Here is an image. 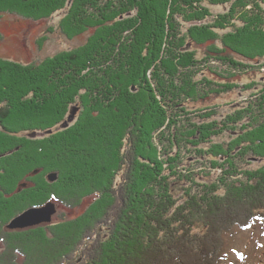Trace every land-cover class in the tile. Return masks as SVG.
<instances>
[{"label": "trees", "instance_id": "trees-1", "mask_svg": "<svg viewBox=\"0 0 264 264\" xmlns=\"http://www.w3.org/2000/svg\"><path fill=\"white\" fill-rule=\"evenodd\" d=\"M42 1L0 13L39 20L68 2ZM58 27L89 34L35 64L0 58V226L48 200L90 203L3 230L0 264H221L223 235L264 221V79L256 100L216 110L238 84L207 63L264 66V0H72ZM191 154L220 175L204 180Z\"/></svg>", "mask_w": 264, "mask_h": 264}, {"label": "rangeland", "instance_id": "rangeland-1", "mask_svg": "<svg viewBox=\"0 0 264 264\" xmlns=\"http://www.w3.org/2000/svg\"><path fill=\"white\" fill-rule=\"evenodd\" d=\"M71 2L72 0H68L66 8L54 13L48 18L39 20L26 18L10 12L0 13V58L13 60L24 64H35L55 55L58 52L71 50L83 45L86 42L89 31L69 38L65 33H62L63 30L61 31L58 27V24L65 16L68 6L71 4ZM226 7L227 6L225 5L213 6V11L222 12L226 9ZM237 60L242 65L237 66L236 68L229 66L225 62L217 60H211L207 63V65L215 71L213 74L214 77L229 81L230 78L226 77L227 73H234L235 83L238 84L236 87L238 89L237 92L234 91L232 94L222 96L221 98H214L213 101L206 105L207 107H216L218 105H223V108H225V106H229V108L238 107L241 104H244V100L250 101L256 100L258 98L261 84L257 85L256 82H258V80L262 81L264 79V77H262L264 72L263 64L260 65V62H250L241 57H239ZM246 86L250 87L247 88ZM195 106L197 107L201 105L199 104ZM215 109L217 110V107ZM225 114L223 118L225 117ZM78 115H76L77 117L75 116L71 123L76 121V118L79 117ZM61 124H63V122ZM69 126L70 124L64 127L62 125L61 128L66 129ZM3 132L15 136V134L8 131L3 130ZM40 132L38 131L28 133L24 131L22 133L28 137L37 138L45 134H41ZM47 132L51 133V130H48ZM16 135L19 134L17 133ZM190 156V158H187V162L190 161L191 164L194 165L193 170L195 172L204 171V173L202 172L203 176H205L204 174L208 173L207 175H209V177L202 176L204 180H215V178L220 175V169L211 168L210 163H208L206 159H197L195 158L196 155L193 154ZM242 167H244V164ZM55 203L57 212H55V214L52 216V221L50 223L43 224L60 223L63 219H74L78 217V215L88 206L90 199H83L80 205L76 208H68L60 201H55ZM8 223L9 221L7 224ZM7 224L5 226H0V229H2L0 230V247L3 242L6 246L10 244L7 243V241H3V238L7 239V235L3 230H11V228L7 227ZM18 229L23 230L22 228ZM20 234L22 235L23 233ZM5 245L2 246L3 249L6 247ZM16 250L18 249L13 250L14 253L17 252ZM32 253L35 255L36 251ZM221 254V264H264V221L256 220L251 224L246 225L245 228L237 226L233 228V230L226 232L223 235ZM35 256L36 257L33 258L31 264H41L39 258H37L39 255ZM23 259L24 257L19 256L17 261L23 264L20 262L23 261ZM66 264L68 263L66 262Z\"/></svg>", "mask_w": 264, "mask_h": 264}, {"label": "water", "instance_id": "water-1", "mask_svg": "<svg viewBox=\"0 0 264 264\" xmlns=\"http://www.w3.org/2000/svg\"><path fill=\"white\" fill-rule=\"evenodd\" d=\"M79 107L76 105L71 106L67 119L61 124L69 125L72 120H74ZM57 178L56 172H51L48 174L49 181H55ZM57 212L56 203L49 200L42 205L31 206L23 210L21 213L14 216L7 227L11 229H18V228H28L37 226L43 223H50L52 221V216Z\"/></svg>", "mask_w": 264, "mask_h": 264}]
</instances>
